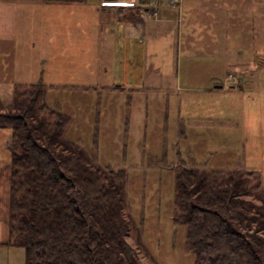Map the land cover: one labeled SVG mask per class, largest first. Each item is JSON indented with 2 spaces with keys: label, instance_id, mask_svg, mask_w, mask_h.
<instances>
[{
  "label": "rangeland",
  "instance_id": "1",
  "mask_svg": "<svg viewBox=\"0 0 264 264\" xmlns=\"http://www.w3.org/2000/svg\"><path fill=\"white\" fill-rule=\"evenodd\" d=\"M178 3L172 7L182 21L180 45L164 88L133 82L111 90L125 57L108 45L98 54L93 27L85 17L83 31L74 5L21 7L15 28H5L13 39H0V101L11 105L16 93L42 83L46 104L70 119L65 139L93 167L126 172L128 241L143 264L194 263L186 228L176 221V168H197L218 180L227 177L228 171L218 175L223 170L252 172L245 199L264 200V0ZM86 33L89 39L82 38ZM146 49L143 64L131 67L141 81L145 64L160 60L151 44ZM218 80L221 91L214 90ZM49 115L42 117L52 123ZM9 131L0 129V164L8 166ZM26 258L24 248L0 249V264H26Z\"/></svg>",
  "mask_w": 264,
  "mask_h": 264
},
{
  "label": "trees",
  "instance_id": "2",
  "mask_svg": "<svg viewBox=\"0 0 264 264\" xmlns=\"http://www.w3.org/2000/svg\"><path fill=\"white\" fill-rule=\"evenodd\" d=\"M45 99L39 83L16 93L11 105L0 101V129L10 130L11 143L7 245L24 248L26 264H143L128 241L126 172L93 167L65 139L69 117ZM227 171L218 180L197 168H176V221L186 228L187 253L193 264H264V200L245 199L254 173H217Z\"/></svg>",
  "mask_w": 264,
  "mask_h": 264
},
{
  "label": "crops",
  "instance_id": "3",
  "mask_svg": "<svg viewBox=\"0 0 264 264\" xmlns=\"http://www.w3.org/2000/svg\"><path fill=\"white\" fill-rule=\"evenodd\" d=\"M101 1L103 0H0V39H13L14 33L6 31L5 28L8 26H11L12 30L15 28L21 7L45 6L50 2L59 3L55 7L74 5L77 9V22L81 24V19L86 17V23L93 27L91 36H95L98 41V54L103 52V46L108 45L109 49L115 46L117 58L125 57V60L120 62L121 67H117L115 84L111 86V90L114 87H120L114 90L119 91L124 86H130L133 82L143 83L148 88L158 89L167 86L170 76L173 77L175 74L176 62L172 56L177 49L179 50L180 45L178 35L182 21L174 12L176 8L168 5L165 0H121L122 4L117 3L118 0H104L111 2L110 5L104 6H101ZM235 14L237 16L239 13L236 12ZM90 17L93 20H87ZM81 27L84 31L82 24ZM83 31L82 34H84ZM82 38L89 39V35L86 33ZM91 40L94 41L93 38ZM148 44H151L154 50L159 51L160 60L152 62L153 59H150L145 64L146 76L141 81L131 67L134 68L136 62L137 68L143 64L140 61L142 59L141 49L144 46L146 51ZM164 52L166 53L164 54ZM165 56L168 61L165 60ZM130 58L133 59L130 61ZM139 61L140 63H138ZM167 64L169 67L165 66ZM220 84H222V80L216 81L214 90L221 91L216 89V86ZM10 183V166L0 164V249L3 250L15 249L7 245L11 241L9 225ZM2 264H8V260Z\"/></svg>",
  "mask_w": 264,
  "mask_h": 264
},
{
  "label": "built area",
  "instance_id": "4",
  "mask_svg": "<svg viewBox=\"0 0 264 264\" xmlns=\"http://www.w3.org/2000/svg\"><path fill=\"white\" fill-rule=\"evenodd\" d=\"M170 2H171L172 4H177V3L179 2V0H170Z\"/></svg>",
  "mask_w": 264,
  "mask_h": 264
},
{
  "label": "water",
  "instance_id": "5",
  "mask_svg": "<svg viewBox=\"0 0 264 264\" xmlns=\"http://www.w3.org/2000/svg\"><path fill=\"white\" fill-rule=\"evenodd\" d=\"M222 86L220 85V86H218V88H221Z\"/></svg>",
  "mask_w": 264,
  "mask_h": 264
}]
</instances>
